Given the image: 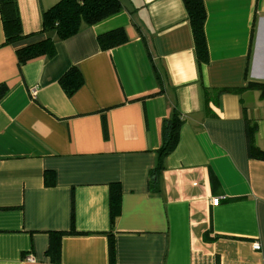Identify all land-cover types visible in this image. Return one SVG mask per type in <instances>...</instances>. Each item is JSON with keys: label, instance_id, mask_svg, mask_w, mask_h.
<instances>
[{"label": "crops", "instance_id": "0c3cea01", "mask_svg": "<svg viewBox=\"0 0 264 264\" xmlns=\"http://www.w3.org/2000/svg\"><path fill=\"white\" fill-rule=\"evenodd\" d=\"M56 1L16 0L13 43L0 18V264H109V235L114 264H264V160L248 156L245 131L264 152V0H203L199 67L182 0H120L19 66ZM118 28L126 42L102 50L97 36ZM72 68L82 84L68 96ZM172 108L179 140L153 173Z\"/></svg>", "mask_w": 264, "mask_h": 264}, {"label": "trees", "instance_id": "16d2710c", "mask_svg": "<svg viewBox=\"0 0 264 264\" xmlns=\"http://www.w3.org/2000/svg\"><path fill=\"white\" fill-rule=\"evenodd\" d=\"M188 23L191 29L193 48L197 66L208 62V47L204 32L206 9L203 0H182ZM122 10L120 0H57L53 5L41 12V31L46 38L36 44H32L16 50L17 63L20 66L30 60L55 55V42L63 40L78 32L82 25H93L103 19ZM0 18L5 36V43H13L24 37L22 32L20 15L16 0H0ZM127 37L123 29H113L97 36V42L102 50H108L114 46L126 42ZM157 76V74H156ZM158 77V76H157ZM61 87L68 96L82 84V75L77 68L70 69L59 81ZM6 90V86H0V97ZM160 89L156 93H160ZM184 120L176 108H172L170 115L162 120L160 131V146L156 150L157 162L153 173H157L163 167L164 158L173 151L179 140L180 127ZM246 138L248 140V156L264 160V152L259 151L251 143V134L254 128L246 125ZM152 188L155 182H148ZM120 212V187L112 184L110 187V222ZM75 233V232H73ZM48 251H53V260L58 259L56 246H51ZM109 264H114V241L108 237Z\"/></svg>", "mask_w": 264, "mask_h": 264}, {"label": "built area", "instance_id": "2783aa9c", "mask_svg": "<svg viewBox=\"0 0 264 264\" xmlns=\"http://www.w3.org/2000/svg\"><path fill=\"white\" fill-rule=\"evenodd\" d=\"M35 92H36L35 89H32V90H31V94H32V95H34ZM218 200H219L218 198H214V199L212 200V203L215 205V204L218 203ZM252 247H253L254 250H259V249H260V245H259V243H257V242H255V243L253 244ZM26 259L29 260V261H33V260H34V258H33L32 256H27Z\"/></svg>", "mask_w": 264, "mask_h": 264}]
</instances>
